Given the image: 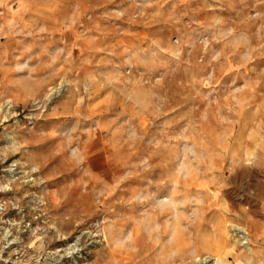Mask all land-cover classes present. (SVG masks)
Returning <instances> with one entry per match:
<instances>
[{
	"label": "rangeland",
	"instance_id": "1",
	"mask_svg": "<svg viewBox=\"0 0 264 264\" xmlns=\"http://www.w3.org/2000/svg\"><path fill=\"white\" fill-rule=\"evenodd\" d=\"M0 264H264V0H0Z\"/></svg>",
	"mask_w": 264,
	"mask_h": 264
}]
</instances>
